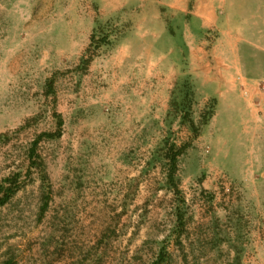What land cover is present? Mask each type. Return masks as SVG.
<instances>
[{
  "label": "rangeland",
  "instance_id": "obj_1",
  "mask_svg": "<svg viewBox=\"0 0 264 264\" xmlns=\"http://www.w3.org/2000/svg\"><path fill=\"white\" fill-rule=\"evenodd\" d=\"M6 179L0 264H264V0H0Z\"/></svg>",
  "mask_w": 264,
  "mask_h": 264
},
{
  "label": "trees",
  "instance_id": "obj_2",
  "mask_svg": "<svg viewBox=\"0 0 264 264\" xmlns=\"http://www.w3.org/2000/svg\"><path fill=\"white\" fill-rule=\"evenodd\" d=\"M95 40H96V35L93 36L92 42L94 43ZM191 93H192V91L189 92L188 99H190L189 97L192 95ZM177 105H178V103H176V101L174 100L172 106H177ZM184 118H185V120L190 122L192 129H193V134H195V137H198V131L195 127L194 122L191 120L190 116L185 115ZM59 125H60V127L63 126V120L60 121ZM60 136H61V131L58 133H49V134L45 133V134L41 135L38 138V140H36L34 142L32 148H31V151H30V157H31L30 170H32V168L34 166H36L35 156H36V152L38 149V145L41 142V140H43L44 138L54 139V138H57ZM189 147H190V145H185V146L180 147L179 150L177 151V154L170 158V162H171V165H172L174 171L177 168L178 158L180 156H182ZM171 181L174 182V176H171ZM17 182H18L17 179H15V180L6 179L5 183L0 186V192L2 194V197H0V208L5 206L18 192L19 187H16ZM178 218L180 220V217H178Z\"/></svg>",
  "mask_w": 264,
  "mask_h": 264
}]
</instances>
